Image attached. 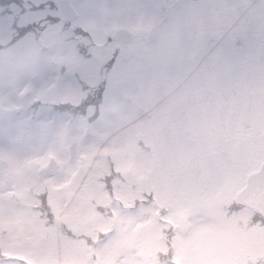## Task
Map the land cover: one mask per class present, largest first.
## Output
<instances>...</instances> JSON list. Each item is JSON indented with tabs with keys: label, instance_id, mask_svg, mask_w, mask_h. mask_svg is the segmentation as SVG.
Masks as SVG:
<instances>
[{
	"label": "rangeland",
	"instance_id": "1",
	"mask_svg": "<svg viewBox=\"0 0 264 264\" xmlns=\"http://www.w3.org/2000/svg\"><path fill=\"white\" fill-rule=\"evenodd\" d=\"M24 2L23 7L27 5ZM33 2L51 3L46 6L55 8L59 0ZM71 2L83 13L75 27L83 24L85 29L60 36L61 26L54 30L44 25L46 14L27 12L23 23L39 21L43 27L41 45L27 38L12 47L7 57H0V112L19 113L0 121V132L5 135L0 140V253L17 255L24 264H90L91 245L115 225L119 239L113 247L96 253V264H114L119 250L132 249L136 253L125 264H159L157 253L167 249L165 229L155 224L158 211L141 209L139 216L152 217L142 222H136L137 217L106 223L94 207L99 205V211H104L118 202L131 210L134 202L149 194L157 209H174L169 224L180 231L192 229L188 239L174 242L175 264H243L244 255L264 243V229L244 225L253 216L249 210L234 214L233 206L239 203L237 193L251 169L244 164L243 126L234 123V130L226 131L227 114L219 125L215 121L217 113L226 109L224 93H233L236 82H229L221 91L218 105L213 106L219 110L213 116L210 107L201 114L199 108L188 105L189 90L178 92L186 83H194L196 63L209 75V67L215 72L224 59L207 52L177 56L174 51L183 39L174 41L179 40L176 28L183 21L177 12L163 43L144 57L137 56L134 47H123L119 61L110 60L105 66L112 49L105 41H114L113 33L118 29H136L143 21L148 24L152 8L162 0ZM141 7L146 8L142 16L138 14ZM82 30L97 43H104V53L89 57L73 53L72 43L67 41L72 34L82 36ZM80 41L82 47H89L92 40L77 39L76 45ZM183 60L194 62L185 76L181 72L188 70H179ZM169 62L173 65L168 80L172 96L165 86ZM98 63L104 66L100 69ZM28 92L32 96L25 99L23 95ZM89 98L94 107L87 104ZM36 102L39 108L35 114L31 104ZM48 104H67L71 109L55 117ZM73 110L78 114L74 116ZM215 123L225 139L228 134L239 141V149L230 146L229 152L221 148L215 153L209 148L216 141ZM198 125L204 126L202 134ZM72 143L79 144V157L69 161L67 147ZM52 155L60 162V171L46 173L40 180L39 171ZM227 162H235L239 168L228 169ZM106 184L113 189L111 193L105 190ZM45 191L57 194L49 199L56 214L53 226L45 225L40 209L34 213L9 199V195H17L35 206L38 195ZM73 203L76 207L69 210ZM110 214L119 216L115 209Z\"/></svg>",
	"mask_w": 264,
	"mask_h": 264
},
{
	"label": "flooded vegetation",
	"instance_id": "2",
	"mask_svg": "<svg viewBox=\"0 0 264 264\" xmlns=\"http://www.w3.org/2000/svg\"><path fill=\"white\" fill-rule=\"evenodd\" d=\"M152 11L153 17H151L148 24L144 21L141 22L145 26L144 28L141 25L138 26L139 28L130 29L134 34L130 44L124 45L115 40H109V43L105 41L106 46H112L106 56L108 58L105 64L113 59H115V63L117 60L119 61L123 53V47L127 46L136 48L135 54L144 57L156 44L164 42V36L170 29L172 18L177 12H180L178 14V16L181 15L179 20L183 21L180 23L181 26L178 25L176 28L179 40L174 39V41L180 42V39H183L180 42L179 49L174 51L177 56H197L207 52L214 58L224 59V62L220 60L223 65L219 69L215 68V72L213 67L210 66L209 75L195 62L197 68L192 73L194 83H186V86L178 89V92L183 93L189 90L188 105L191 108H199L201 114L203 110L210 107L213 116L219 110H214L213 106L218 105L221 91L225 89L229 82H236L233 93H224L226 95V109H223V113L219 111L216 119H214L218 124L219 120L227 114L226 123L224 124L226 131H233L234 123L243 126L244 133H241V136L244 139L246 150L244 161L247 159L244 164L251 168L249 173L258 170L264 163V81H262L264 79V0H183L180 3H174L172 0H162L160 4L152 8ZM11 13L10 3L0 1V57L2 58L9 55L12 39L16 40L18 38L17 43L20 44L29 38L30 43H34L33 37L25 34L28 28V24L23 23L25 13L19 10L14 13L16 16L13 20L11 19ZM54 13H57L59 17V23L53 27L54 30L59 26H61L60 30H63L64 26L67 27V31L76 28L74 22L83 16V13L78 11L79 17L76 20H68L61 15L58 8ZM145 13V7L139 8L138 14L142 16ZM119 14L122 15V13ZM12 21H14V25H12ZM185 21L186 23H184ZM40 24L39 21H36L35 29L31 33L36 36L41 44L42 28ZM77 27L85 29L83 24ZM188 31L194 33L189 34ZM162 33L164 34L161 35ZM90 43L89 47L87 45L84 46V49L77 50L73 41H67V44L72 45L74 54L83 53L85 56H94V54L104 53V49H102L105 46L104 43L99 44L95 39ZM81 44L83 43L80 41V46ZM161 56H163V53ZM193 64V61L183 60L180 63L179 70L186 68L188 71H182L181 74L185 76ZM172 68L173 65L169 62L165 74V86L171 96L174 95V92L171 91L172 85L168 80ZM112 70L110 68L109 72H112ZM241 82L243 87L240 89ZM230 106L232 107L231 113ZM234 106H236V110H234ZM261 115H263L262 119ZM7 116L8 114L5 111L0 112V121ZM216 123L215 127L212 126L217 133L214 136L216 141L209 148L215 153H219L221 148L227 152L230 146L239 149V141L228 134H226L227 138L225 139L224 135L218 131ZM203 127V125L197 127L201 134L204 132ZM4 138L5 135L1 131L0 140ZM202 140L201 138L200 142ZM226 165H228V169L239 168V164L235 162H227Z\"/></svg>",
	"mask_w": 264,
	"mask_h": 264
},
{
	"label": "snow or ice",
	"instance_id": "3",
	"mask_svg": "<svg viewBox=\"0 0 264 264\" xmlns=\"http://www.w3.org/2000/svg\"><path fill=\"white\" fill-rule=\"evenodd\" d=\"M110 193L113 191L106 184V189ZM57 194L50 192H42L39 194V209L41 211V217L46 226H53L56 223V214L52 209V206L49 203V199L55 198ZM76 204L73 203L70 206L71 208H75ZM98 214L103 216L104 221L107 223L109 221H113L114 219H126V218H137L136 222H142L144 219H152L151 214H147L146 216H139L141 209L151 208L154 211H158L159 215L155 217V224L157 227L161 229H165L166 242L164 247L167 249L166 252H158L156 259L159 264H175V258L177 255V249L174 246V242L178 240V238L188 239L192 234V229L186 228L184 231H180L174 228L171 224H169V218L171 217L174 209L172 207L157 209V206L154 203L153 199H150L148 196H145L144 199L136 203L134 202V207L131 210H126L123 208L121 204L114 203L110 209L99 211L100 206L95 205ZM115 209L119 214L118 217H114L111 215V211ZM257 224L264 226V221H257ZM255 227V225H253ZM119 232L115 225H113L112 230L103 234V236L98 239V241L91 245L93 248L92 260L90 264H96V253H102L105 249L111 248L114 246L116 240L119 239ZM136 253L135 249L132 250H119L114 264H125L130 256H134ZM0 256H3V253H0ZM0 264H24V261L20 259L17 255H7L3 256V260L0 261ZM243 264H264V243L257 244L253 247V249L246 253L243 257Z\"/></svg>",
	"mask_w": 264,
	"mask_h": 264
},
{
	"label": "water",
	"instance_id": "4",
	"mask_svg": "<svg viewBox=\"0 0 264 264\" xmlns=\"http://www.w3.org/2000/svg\"><path fill=\"white\" fill-rule=\"evenodd\" d=\"M59 9L67 19L74 20L78 17V13L70 0H60ZM113 37L118 42L125 44L133 40L134 34L127 29H118ZM30 95L31 93H27L26 96L29 97ZM78 148V143H72L68 147L69 159L71 161L78 158ZM59 169V162L54 157H51L47 167L41 172V176L45 171L58 173ZM237 198L247 208L255 210L264 217V163L259 170L248 176L245 185L238 191Z\"/></svg>",
	"mask_w": 264,
	"mask_h": 264
},
{
	"label": "trees",
	"instance_id": "5",
	"mask_svg": "<svg viewBox=\"0 0 264 264\" xmlns=\"http://www.w3.org/2000/svg\"><path fill=\"white\" fill-rule=\"evenodd\" d=\"M0 1H6V0H0ZM8 1H10V2H17L18 0H8ZM29 4H31V6H32V8L34 9V10H44V11H46L47 9L49 10V13H51V11L52 10H54V6H50V7H48V6H46V5H49V4H51V3H47V4H41L40 6H36L33 2H31V1H29L28 2ZM53 4V3H52ZM48 16V19L51 21V20H53V18L50 16V15H47ZM30 28H32V26L31 27H29L28 29H30ZM27 31H29V30H27ZM87 35H89V34H87ZM90 36V35H89ZM108 71V70H107ZM88 102H87V104L90 102V98L87 100ZM89 104H92V103H89ZM93 105V104H92ZM93 107H94V105H93ZM51 108V111L53 110L54 111V113L53 114H66V113H69L70 112V106H68V105H63V104H60V105H55V106H52V107H50ZM83 108V107H82ZM99 108V107H98ZM75 109V108H74ZM78 110V109H77ZM76 110V111H77ZM82 111L84 110V109H81ZM74 111V116L76 115V114H78L75 110H73ZM34 112V111H33ZM64 112V113H63ZM80 113H83V112H80ZM113 167V166H112ZM39 196V195H38ZM233 204V203H232ZM25 206V205H24ZM26 207V206H25ZM234 207V214H236V215H238V213L241 211V210H245L246 208L242 205V204H240V203H238L237 205H234L233 206ZM28 210H31V211H33V212H36V210H37V208H39V206H33V205H31V206H27L26 207ZM252 214H253V216L250 218V220L249 221H246V222H243L244 223V225H247V226H249V229H256V228H260V229H264V226H261L260 224H257V221H264V218L260 215V214H258V213H256V212H254V211H252ZM253 225H255V227H253ZM164 234V233H163ZM165 242H166V238H165Z\"/></svg>",
	"mask_w": 264,
	"mask_h": 264
}]
</instances>
